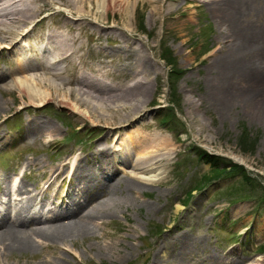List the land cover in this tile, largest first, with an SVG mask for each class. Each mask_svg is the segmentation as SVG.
I'll list each match as a JSON object with an SVG mask.
<instances>
[{
  "label": "rangeland",
  "instance_id": "374dc122",
  "mask_svg": "<svg viewBox=\"0 0 264 264\" xmlns=\"http://www.w3.org/2000/svg\"><path fill=\"white\" fill-rule=\"evenodd\" d=\"M96 5L95 0L78 2L84 9L90 7L80 25L95 28L97 23L108 31L111 25L117 29L98 38L96 32L94 37L80 34L81 45L72 63H61L56 71H61L63 78L71 76L75 69L87 76L104 72L110 85H120L127 81L132 69L127 66L131 59L117 53V47L132 45L144 53L150 66L139 67L140 76L149 82L151 93L144 108L122 130L124 140L120 141L127 142L134 135H157L167 143L169 155L161 168L143 174L162 179L163 183L135 184L133 190L132 182L123 177L121 170L130 169L117 164L122 168L114 178H123L117 194L128 198L118 199L103 223H94L91 233L63 247L54 263L220 264L224 259L223 264H264V119L256 117L253 108L233 102L220 111L210 97L212 75L207 66L212 54L217 53V26L211 10L204 0H139L130 16L118 9L101 10ZM45 7L43 14L50 16L19 31L25 32L23 38L0 40V70L6 72L3 82L11 85L12 79L22 76L8 74L17 67L18 47L36 41L35 37L47 31V25L50 30L52 26H62L65 18L55 13L58 9L70 23L76 17L67 13L68 7L56 3ZM154 7L162 13L154 14ZM122 27L126 29L124 34L119 31ZM164 56L174 61L176 71L172 76ZM45 58L47 62L51 60L47 55ZM26 71L24 77L40 78V69ZM3 82L0 81V136L5 143L0 146V173L14 178V182L25 171L24 181L33 188V182L41 176L39 170L33 172V167L26 169L27 158L35 157L46 166L76 155L85 161L95 158L91 154L95 143L110 146L119 141L120 134L109 132L102 122L88 117L85 106H79L85 112L82 116L58 104V99L68 96L28 104L17 88H4ZM68 98L77 106L72 97ZM29 119L52 123L57 129L54 142L49 144L44 137L26 139ZM242 133L246 135L244 140ZM223 166L240 167L249 182L243 180L238 169L207 180L213 168L221 170ZM203 178L205 182L201 184ZM68 179L66 173L59 193L68 187ZM108 181H114L113 177ZM127 183L130 191L125 188ZM49 193L53 195L52 190ZM44 253L53 261L48 250L42 248L25 256L0 258V264H35Z\"/></svg>",
  "mask_w": 264,
  "mask_h": 264
},
{
  "label": "bare ground",
  "instance_id": "6f19581e",
  "mask_svg": "<svg viewBox=\"0 0 264 264\" xmlns=\"http://www.w3.org/2000/svg\"><path fill=\"white\" fill-rule=\"evenodd\" d=\"M40 1L42 0H0V40L6 41L9 37L13 40L23 38L21 36L25 32L19 31L50 16L43 14L45 5L56 3L63 8L68 7L67 13L76 17L72 16L74 21L70 23L67 21L69 17L62 9H58L55 13L62 14L65 18L61 27L52 26L50 30L47 25V31L35 37L36 41L29 45H19L15 53L17 67L8 74L22 76L12 79L13 84L9 85L3 82L6 72L0 70L2 87L8 89L13 85L26 97L28 104H40L52 97L56 99L57 96L72 97L77 106L69 103L68 97L58 99V104L82 116H85V112L79 106H85L88 117L93 120L95 117L96 122H102L109 132L120 134L119 141L110 146L95 143L91 148V154L95 158H86L85 161L80 155H76L72 159L64 158L57 164L46 166L35 157L27 158L26 169L33 167V172L39 170L41 174L33 182V188H29L24 181L25 171L20 172L19 179L15 182L6 173H0V258L7 259L16 254L25 256L44 248L51 254L53 261L47 259L44 253L35 264H56L54 262L59 258L63 247L77 237L91 233L94 223L98 220L103 223L118 199L128 198L127 195L117 194L116 188L123 179L114 178L118 168H122L117 164L130 169H121L123 177L132 182L131 188L130 183L125 184L127 190H133L135 184H161L162 179L143 174L161 168L168 160L169 148L157 135L146 138L139 135L128 136L127 142H122V130L144 108L151 93L149 82L144 76H140V68L150 66L148 57L132 45L117 47V53L131 59L127 66L130 65L132 69L127 81L120 85H110L106 81L107 73L104 72L95 76L93 72L87 76L75 69L71 76L63 78L62 72L56 71L57 66L64 62L72 63L81 45L80 34L86 33L94 37L96 32L98 38L102 34L109 35L117 27L111 25L108 31L97 23L95 28L80 25L86 20L84 14L88 15L90 7L84 9L83 6H78V2L84 4L94 0H43V4ZM95 1L101 10L118 9L130 16L132 7L139 0ZM204 2L211 10L217 26V53L212 54V60L207 66L212 75L210 97L217 103L220 111L233 102L245 108H253L256 117L264 119V0ZM152 12L162 13L156 7ZM119 31L126 33L124 27ZM127 38L132 37L127 35ZM14 42L16 45V41ZM45 54L51 57L49 62ZM27 68L40 69L37 74L40 78L24 77ZM1 106L2 102L0 111ZM98 109L99 114L96 113ZM55 130L56 127L49 121L29 119L25 138L41 140L44 137V141L51 144L57 132ZM4 143L5 140L0 136V146ZM66 173L69 178L68 187L63 193H59L58 189ZM110 177L114 181L109 182ZM10 192L15 195L13 200ZM114 247L116 246H108V249ZM223 260L219 263L223 264Z\"/></svg>",
  "mask_w": 264,
  "mask_h": 264
},
{
  "label": "trees",
  "instance_id": "16d2710c",
  "mask_svg": "<svg viewBox=\"0 0 264 264\" xmlns=\"http://www.w3.org/2000/svg\"><path fill=\"white\" fill-rule=\"evenodd\" d=\"M165 53H169V52H165ZM164 60L168 63V64H170V66H171V69H170V71H169V75L170 76H172V74H173V72H175L176 71V69L174 68V66H175V64H174V61L172 60V58L170 59L169 58V56H164ZM171 104L173 103V101H171L170 102ZM246 138V135H245V133H242V140H244ZM241 140V141H242ZM232 170H235V169H238L239 171H240V173L242 174V178H243V180H245V181H248L249 182V176L248 175H246L242 170H240V167H237V166H235L234 168H231ZM231 169H228L227 167H224L223 166V168L220 170L218 167H216V168H213L212 169V176H210L207 180H211V177L212 178H216V177H219V176H221L222 174H227ZM205 178H203V182L201 183V184H203L205 181ZM208 182V181H207Z\"/></svg>",
  "mask_w": 264,
  "mask_h": 264
}]
</instances>
